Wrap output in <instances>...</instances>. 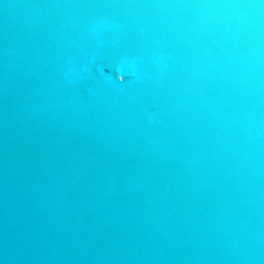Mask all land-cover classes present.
I'll use <instances>...</instances> for the list:
<instances>
[{
	"label": "water",
	"instance_id": "obj_1",
	"mask_svg": "<svg viewBox=\"0 0 264 264\" xmlns=\"http://www.w3.org/2000/svg\"><path fill=\"white\" fill-rule=\"evenodd\" d=\"M0 264H264V0H0Z\"/></svg>",
	"mask_w": 264,
	"mask_h": 264
}]
</instances>
